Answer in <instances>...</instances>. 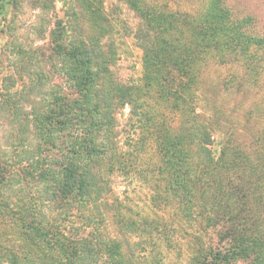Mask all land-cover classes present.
Wrapping results in <instances>:
<instances>
[{
	"label": "trees",
	"instance_id": "16d2710c",
	"mask_svg": "<svg viewBox=\"0 0 264 264\" xmlns=\"http://www.w3.org/2000/svg\"><path fill=\"white\" fill-rule=\"evenodd\" d=\"M14 1L0 0V17ZM62 1H72L77 17L71 31L52 33V67L65 88L52 86L29 112L9 87L0 94L22 120L12 124V146L26 143L30 128L36 140L31 153L0 155V264H133L130 237L142 245L170 230L159 216L129 218L114 193L113 177L148 150L154 157L141 176L154 210L174 209L189 228L186 264H264V124L249 130L251 103L236 122L223 119L215 96L223 84L264 91V32L255 18L242 17L232 0H210L201 14L126 0L141 19L143 75L125 82L114 48L78 22L101 13L99 0ZM213 67L230 69L231 81L208 83ZM127 107L141 135L135 153L119 140Z\"/></svg>",
	"mask_w": 264,
	"mask_h": 264
},
{
	"label": "rangeland",
	"instance_id": "374dc122",
	"mask_svg": "<svg viewBox=\"0 0 264 264\" xmlns=\"http://www.w3.org/2000/svg\"><path fill=\"white\" fill-rule=\"evenodd\" d=\"M142 1L163 11L201 14L210 0ZM73 6L72 1L64 3L62 0H15L8 13L0 17V94L3 93L4 87L12 89L17 98L22 97L18 107L25 112H29L31 106L39 101V95L47 93L52 86L65 88L62 78L54 73L52 67L56 61L53 55L52 33L58 30L60 25L68 27L71 31L69 26L75 25L77 19L74 15L76 6ZM231 6L242 17H254L258 25L257 30L264 32V0H232ZM94 7H99L101 13L93 16V13L88 12L84 20L78 21L81 27L87 35L94 36L104 45L114 48L118 58L116 70L123 81L140 82L143 75V52L135 38L141 23L140 17L126 0H99ZM100 14L103 15L102 25L106 29L105 33L97 27L101 21ZM41 72L47 74L48 80L40 81V84L37 73ZM231 73L230 69L213 67L206 77L208 83L216 78L224 82L230 80ZM219 88L215 96L219 109L224 113L223 119L236 122L243 107L251 103L254 116L250 118L249 130L254 132V129L263 126V90L255 88L247 95L245 92H229L228 86L224 84ZM1 106L0 155L13 159L16 155H25L27 150L31 153L36 147L33 130L30 128L27 132L26 143L12 146L11 135H19L15 123L22 120L14 118L7 105L2 108ZM129 118L130 107H127L120 115L119 140L125 150L135 153L138 149L136 143L141 135L135 132L137 125L131 124ZM140 155L141 158L137 162L131 160L134 166L129 168L127 173L113 177L114 193L123 202V211L129 218L140 220L155 219L159 216L165 218L170 230L168 237L156 233L152 240H146L142 245L137 244L139 239L136 236L130 237L127 255L133 259V264H155L160 260L164 264H186L191 252L189 242L193 240L190 230L186 225H179L174 209L154 210L150 187L141 176V172L150 169L154 155L151 150L141 151Z\"/></svg>",
	"mask_w": 264,
	"mask_h": 264
}]
</instances>
